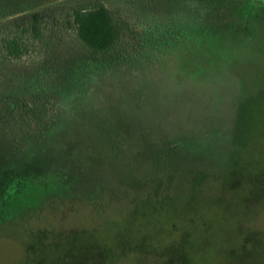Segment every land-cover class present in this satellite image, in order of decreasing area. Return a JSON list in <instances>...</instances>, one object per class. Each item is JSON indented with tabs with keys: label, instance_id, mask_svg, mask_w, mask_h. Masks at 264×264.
Instances as JSON below:
<instances>
[{
	"label": "rangeland",
	"instance_id": "1",
	"mask_svg": "<svg viewBox=\"0 0 264 264\" xmlns=\"http://www.w3.org/2000/svg\"><path fill=\"white\" fill-rule=\"evenodd\" d=\"M259 1L0 0V33L29 47L0 50V174L36 185L0 220V264H264V9L234 11ZM97 2L153 36L221 25L228 44L99 63L70 18Z\"/></svg>",
	"mask_w": 264,
	"mask_h": 264
},
{
	"label": "trees",
	"instance_id": "2",
	"mask_svg": "<svg viewBox=\"0 0 264 264\" xmlns=\"http://www.w3.org/2000/svg\"><path fill=\"white\" fill-rule=\"evenodd\" d=\"M264 1L260 0L256 8L243 9L235 7L236 16H259V9H264ZM259 8V9H258ZM245 11V12H244ZM71 23L79 44L99 63L120 64L125 60H135L133 54L138 53L146 62L158 56L162 47L171 53L197 48L203 52L213 49L214 52L223 50L229 39V32L221 25H199L195 28L171 24L166 33L145 34L133 28L119 13L108 8L101 2L88 6L75 8L71 14ZM239 18V17H237ZM255 18V17H254ZM37 18H35L36 20ZM30 35L33 39L40 37V30L32 26ZM227 31L225 34L224 31ZM234 31L235 29H231ZM0 50L2 60H18L28 53L29 47L17 32L8 34L0 33ZM4 34V35H3ZM232 34V33H231ZM234 34V33H233ZM232 34V35H233ZM152 35V36H151ZM237 35L232 39L237 43ZM231 40V38H230ZM234 43V42H233ZM196 49V50H197ZM151 51H154L153 53ZM45 104L32 102L22 107L26 125L41 126L47 117ZM0 220L7 218L11 208L26 193L31 195V190L36 185L28 182L34 181L30 172L18 174H0ZM25 175V177H20ZM23 184V185H22ZM5 216V218H4Z\"/></svg>",
	"mask_w": 264,
	"mask_h": 264
}]
</instances>
